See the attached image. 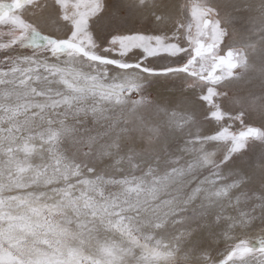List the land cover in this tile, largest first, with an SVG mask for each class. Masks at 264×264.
<instances>
[{"label":"clouds","instance_id":"9594fccd","mask_svg":"<svg viewBox=\"0 0 264 264\" xmlns=\"http://www.w3.org/2000/svg\"><path fill=\"white\" fill-rule=\"evenodd\" d=\"M117 2L141 21L171 27L161 34L179 37L192 70L149 75L94 63L98 57L67 43L49 51L22 45L5 56L0 44V56H31L44 67L0 86V264H260L264 0ZM100 4L87 21L93 36L91 22L108 11L107 0ZM28 11L45 32L77 23L59 0H36ZM197 32L214 60L232 54L236 67L216 83L195 67L206 58L188 40ZM157 78L181 86L156 95ZM209 88L222 120L191 105L189 93L201 100Z\"/></svg>","mask_w":264,"mask_h":264},{"label":"snow or ice","instance_id":"6c2138e0","mask_svg":"<svg viewBox=\"0 0 264 264\" xmlns=\"http://www.w3.org/2000/svg\"><path fill=\"white\" fill-rule=\"evenodd\" d=\"M35 3L36 0H12L10 5L0 2V25L7 26L6 31L0 28V44L6 46L3 49L5 56H7L9 51L22 45L33 50L44 49L45 51H49L54 47L60 46L62 43H67L79 47L83 52H90L93 56L98 57L99 59L94 60V63L104 61L116 66L129 65L131 68L137 71H144L149 75H170L173 72L181 70H192L191 63L183 62L184 57L181 56L178 36L112 32L110 33L111 39L107 41V47H105L103 40L99 39L96 35L93 36L92 32L88 31L87 28V21L90 17L101 10L102 5L100 4V0H59L60 9L71 7L77 13L75 17L77 23L74 27L67 30H65L64 25H60L57 27L56 32L40 30L23 18L24 12L32 8ZM199 11L198 8L193 7V17H198ZM103 14L110 17L111 23L118 22L121 15V6L117 0H114L111 11ZM49 15L51 13H47L42 18L46 21ZM186 28L189 33L192 32V25H186ZM199 35L200 33L197 32L194 36L190 35L188 37L197 57L202 52L199 44ZM97 40L101 42L99 49H97ZM137 50L139 51L137 52ZM183 54L184 56H188L189 61H192V53L189 49H184ZM181 57L183 58L182 62L177 63L180 66L173 67L174 64L170 61ZM153 58H163L169 62L157 67L149 62ZM0 61H2L0 62V86H7L18 79L39 75L44 71L41 62L31 56H21L20 58L11 56L5 58L4 56H0ZM192 63L195 62L192 61ZM220 63L225 64L228 69L236 67L232 61L231 53L221 60ZM205 67L206 65H201L202 69ZM224 78V75H221L213 76L208 80L211 83H216ZM215 94V90L209 88L208 93L202 96L201 100L209 105L211 119L222 120L223 113L214 106L213 97ZM213 108L215 110H212ZM236 147H243L239 139L236 141ZM15 194V191L10 193L12 196H15ZM261 247H264V239L261 240ZM260 264H264V260L260 261Z\"/></svg>","mask_w":264,"mask_h":264},{"label":"rangeland","instance_id":"374dc122","mask_svg":"<svg viewBox=\"0 0 264 264\" xmlns=\"http://www.w3.org/2000/svg\"><path fill=\"white\" fill-rule=\"evenodd\" d=\"M0 2L11 4L12 0H0ZM114 3V0H107V6H108V11H111L112 5ZM121 6V5H120ZM218 7L221 8L222 11L227 10L229 7H231L228 4L221 3L218 5ZM23 18L27 20V22L31 23L32 22V17L30 11H25L23 14ZM91 27L94 32V34L101 40H103V44L105 47H107V41L111 39L110 33L112 32H121L125 34H135V33H140L144 35H158L161 34L162 32H168L170 33L172 31L171 27H165V28H158L156 27L151 19H145L141 21L138 19V16L136 13L130 11L129 9L121 6V15L119 17L118 22L111 23L110 22V17L108 15L102 14L100 17H98L96 20L91 22ZM0 28H3L5 31L7 30V26L5 25H0ZM171 35V34H169ZM174 42V41H173ZM234 42V41H233ZM229 41L226 40L225 44H227ZM199 44L202 49V53L205 54L206 58L203 62L196 63L195 67L200 71L201 74L206 76L208 79H210L213 76H221L222 72L225 71H230L225 64L220 63L221 60L225 59V57H219L214 60L213 56L216 55V53H213L212 46L209 43H205L204 40H200ZM185 47H187V43L185 42L184 44ZM139 50H137L138 52ZM194 51V50H193ZM195 54V51H194ZM181 56L183 58H176L170 61L173 63L174 67L175 66H180L177 63H181L182 60L184 63H186L187 57L184 56L183 53H181ZM152 65L154 66H161L164 63H168L166 59L163 58H153L149 61ZM204 64L206 65L205 68H201V65ZM170 86L176 87L177 89L180 88L181 82L179 80H169V79H160L157 78L154 81V86L152 88V91L156 95L164 96L166 95V89ZM237 88H243L244 84L243 81H240L237 85ZM189 100L191 102L192 107L202 116H207L209 112V108L205 106V103L201 100H199L194 93H189ZM222 107L226 111H232L231 107L225 102ZM246 123H251L254 122L251 119H246ZM206 131L208 132H214L216 130V125L209 119L206 121ZM238 127V125H237ZM253 246L258 248L259 245L253 242Z\"/></svg>","mask_w":264,"mask_h":264}]
</instances>
